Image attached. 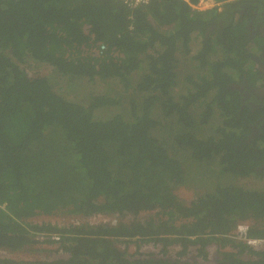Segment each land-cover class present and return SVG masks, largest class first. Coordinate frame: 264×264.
<instances>
[{"label": "trees", "instance_id": "obj_1", "mask_svg": "<svg viewBox=\"0 0 264 264\" xmlns=\"http://www.w3.org/2000/svg\"><path fill=\"white\" fill-rule=\"evenodd\" d=\"M198 1L0 0V251L49 253L42 244L57 243L66 255L0 264H264V247L235 234L249 222L247 237L264 238V191L239 182L264 175V156L229 88L249 61L247 31L232 21L212 30L215 14L235 12L197 11ZM30 62L53 67L71 91L29 76ZM96 80L116 86L78 85ZM206 177L214 183L200 187ZM191 184L201 193L185 203L176 190ZM99 215L121 220L70 222ZM39 216L68 222H30ZM137 242L157 255H129Z\"/></svg>", "mask_w": 264, "mask_h": 264}, {"label": "flooded vegetation", "instance_id": "obj_2", "mask_svg": "<svg viewBox=\"0 0 264 264\" xmlns=\"http://www.w3.org/2000/svg\"><path fill=\"white\" fill-rule=\"evenodd\" d=\"M210 10L225 12L214 15L211 29L222 31L232 21L242 23L247 31L248 41L245 52L249 58L242 72L233 75L235 79L229 88L236 93L239 100L234 107V115L241 120L244 131L247 129L248 142L255 145L259 155L264 156V0H224ZM264 170V159L261 161Z\"/></svg>", "mask_w": 264, "mask_h": 264}, {"label": "rangeland", "instance_id": "obj_3", "mask_svg": "<svg viewBox=\"0 0 264 264\" xmlns=\"http://www.w3.org/2000/svg\"><path fill=\"white\" fill-rule=\"evenodd\" d=\"M193 52L195 53L196 51H198V49L200 48V44L198 42H193ZM177 57L180 60V67H182L184 65V63H186V59L187 57L183 55L182 53V49H180L177 53ZM189 61V60H188ZM192 65H195L196 63L194 61H189ZM30 64H33L32 62H30ZM29 64L27 65V63L24 65V68H26V71L28 72V75L31 77L34 76H44L46 78H48L49 80H51V82L53 83V85L55 86V88L61 92L62 94H65L67 92H70L71 89L68 86V82L66 80V78H62L60 77V74L57 73V71L49 66V65H45V64H38L35 65L33 64L32 68L28 67ZM85 84V90H91L92 92L96 93V92H102L106 85H111V86H116V84L113 81H109L107 82H102L100 80H96L95 82H87V81H83V82H79V84L84 83ZM78 100L83 103L86 104V99H82V98H78ZM116 109L111 110L110 114H114L116 113ZM96 116L100 119V118H104L107 115L104 114V112L100 111L99 114H96ZM170 134L169 131H166V133H162V135L167 136ZM169 138V137H168ZM206 184H200V187H211L212 184L214 182H211L210 184H208L210 182V177H206ZM231 178V177H230ZM235 182V181H234ZM239 182L242 184V186H246L247 188H251V189H261L264 190V177L262 178H247L245 180H239ZM236 183H238V181H236ZM201 193V190H198L194 184H191L190 186L187 187H179L176 190V194L177 196L183 200L185 203H190L191 201L195 200L197 197H199ZM156 212H151V213H145V214H141L138 217L142 220L145 219H149L155 216ZM55 218L54 217H44V216H39L36 217L34 219H31L30 222L35 223V224H41V223H51V222H55ZM101 219L97 218L94 221L98 222ZM124 221H128L127 219H125ZM244 227V229L248 228L250 226L249 222H247L246 225H242ZM240 240V239H239ZM140 243V242H137ZM45 248H48L50 250L49 253H41V254H8L6 252H1L0 251V256L4 257V256H13L15 258H17L16 260H22L25 262H34V261H42L44 259L47 258V260L53 259L54 255L55 257H63L65 254H63L59 249L58 252L56 254H52V250H55V248H57V245H42ZM122 246L125 247V245L123 244ZM174 250L171 251V254H175L176 250H178V247H173ZM127 251L129 253V255H134L135 253H137L136 250V244L135 243H131L127 246ZM216 247H211L210 248V255L211 258H214L215 254H216ZM140 253H158V250L156 247H154L152 244H147L145 246H143V248L139 251Z\"/></svg>", "mask_w": 264, "mask_h": 264}, {"label": "built area", "instance_id": "obj_4", "mask_svg": "<svg viewBox=\"0 0 264 264\" xmlns=\"http://www.w3.org/2000/svg\"><path fill=\"white\" fill-rule=\"evenodd\" d=\"M123 3H125L128 7H139V6H144L150 3L151 0H121ZM184 2H187L188 4H190V0H182ZM219 2H216L214 0H199L197 4L191 5V7L193 9H196L198 11H205L208 9H211L212 6L214 5H219ZM101 219L98 222H102V223H114L115 218H109L107 216L104 215H100L94 218H91L89 220L90 223L95 222V219ZM75 224H79V223H83V221L81 219H76L74 221ZM52 224H57V225H65L67 224L66 220H56L55 222H52ZM40 240H45V237H40ZM53 240L58 241L59 238L58 237H54ZM245 243H247L249 246H251L252 248L256 249V248H260V247H264V238H245ZM178 249H180L178 247ZM177 251V250H176ZM2 257V256H1ZM4 257H8V256H4Z\"/></svg>", "mask_w": 264, "mask_h": 264}, {"label": "clouds", "instance_id": "obj_5", "mask_svg": "<svg viewBox=\"0 0 264 264\" xmlns=\"http://www.w3.org/2000/svg\"><path fill=\"white\" fill-rule=\"evenodd\" d=\"M214 1H216V2H222V1H224V0H220V1H217V0H214ZM196 10V9H195ZM208 10H210V9H208ZM198 11V10H197ZM205 11H207V10H205ZM262 177H264V175L263 176H260V177H254V178H262ZM249 178H253V177H249ZM247 179V178H246ZM259 190H261L260 188H259ZM262 191H264V190H262ZM151 212H155V211H148V212H143V213H140L139 215H141V214H145V213H151ZM156 214V213H155ZM139 215H137V216H135V217H129V216H125V219H127V220H129V219H132V218H134V219H137V220H139V221H144V220H142V219H140L138 216ZM100 216V215H99ZM105 216V215H104ZM107 217H109V218H115V220H114V223H112L111 225L113 226V225H116L120 220H121V218H119V216H107ZM55 218V217H54ZM91 218H94V216L93 217H91ZM91 218H88V219H86V220H84L83 221V223L86 221V222H89V220L91 219ZM56 219V218H55ZM57 220V219H56ZM55 220V221H56ZM58 220H60V217H58ZM146 220V219H145ZM67 222H68V219L66 220ZM75 220H71L70 222H74ZM52 223V222H51ZM92 224L93 225H98V224H105V223H102V222H92ZM110 224V223H109ZM55 225H57V224H55ZM42 245H53V244H42ZM54 245H57V248H55V250H56V253H57V251H58V244L57 243H54ZM145 245H147L146 243H138L137 245H136V250H137V253H135L134 255H139V254H141V255H149V254H154V255H157V254H155V253H140L139 251L143 248V246H145ZM153 245V244H152ZM154 246V245H153ZM155 247V246H154ZM178 247V246H177ZM157 250H158V248H157ZM63 257H66V255H64Z\"/></svg>", "mask_w": 264, "mask_h": 264}, {"label": "bare ground", "instance_id": "obj_6", "mask_svg": "<svg viewBox=\"0 0 264 264\" xmlns=\"http://www.w3.org/2000/svg\"><path fill=\"white\" fill-rule=\"evenodd\" d=\"M119 1H121V0H119ZM246 224H247V222L240 223V225L237 226L236 231H235V234L237 235V237L244 242H245V238H247V232H248L249 227L244 229V227L242 225H246ZM260 248H262V247H260ZM260 248H256V249L258 250Z\"/></svg>", "mask_w": 264, "mask_h": 264}, {"label": "water", "instance_id": "obj_7", "mask_svg": "<svg viewBox=\"0 0 264 264\" xmlns=\"http://www.w3.org/2000/svg\"><path fill=\"white\" fill-rule=\"evenodd\" d=\"M60 220H62V221H63V220H64V218H63V217H60Z\"/></svg>", "mask_w": 264, "mask_h": 264}]
</instances>
